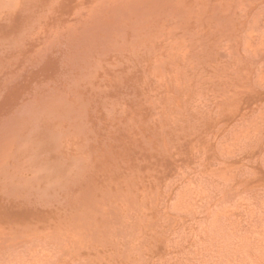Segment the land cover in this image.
Returning a JSON list of instances; mask_svg holds the SVG:
<instances>
[{
  "label": "bare ground",
  "instance_id": "6f19581e",
  "mask_svg": "<svg viewBox=\"0 0 264 264\" xmlns=\"http://www.w3.org/2000/svg\"><path fill=\"white\" fill-rule=\"evenodd\" d=\"M34 1L0 0V264H264V0Z\"/></svg>",
  "mask_w": 264,
  "mask_h": 264
},
{
  "label": "rangeland",
  "instance_id": "374dc122",
  "mask_svg": "<svg viewBox=\"0 0 264 264\" xmlns=\"http://www.w3.org/2000/svg\"><path fill=\"white\" fill-rule=\"evenodd\" d=\"M174 1V0H173ZM34 0H29V3L28 4H30L26 9L27 10H29V8L30 7H32V6H34ZM14 8V7H13ZM239 8V7H238ZM240 9V8H239ZM8 10V9H7ZM8 11H10V12H12L13 14H15V16L13 17V20H12V25H15V27L14 28H17V27H19V24L21 23V15H22V13L23 12H25V11H22V10H18V9H15V10H12V9H10V10H8ZM20 31V30H19ZM222 42H224V41H222ZM199 94L201 95H203L204 93H201V92H196V94H193V95H191L190 97H186V98H184L186 101L184 102V103H178V104H173L172 105V107H174V109H176V110H180V112H179V114H186V109H187V112L189 111V107L192 105V104H196L198 101H199V98H197V96H199ZM180 99H183V97H181L180 96ZM182 107H183V109H182ZM231 108H234V107H231ZM190 114V113H189ZM234 117H235V115H234ZM236 121H234V122H232V123H235ZM218 126H221L220 125V123H215V125H213V129L215 128V129H218V128H220V127H218ZM218 127V128H217ZM222 129H223V127H222ZM220 132H222V131H220ZM225 134V133H224ZM217 138H218V135H217ZM218 139H220V138H218ZM198 146H200V145H198ZM201 147V146H200ZM203 148H204V146H203ZM205 149V148H204ZM188 152V151H187ZM189 154H193V152L190 150L189 152H188ZM197 153V152H196ZM250 156H253V154H248V157H250ZM196 159H199L200 161H204L205 162V164H204V167H205V169L207 170V168L209 169V168H213V164H212V160L211 159H209V160H207L206 161V159H207V157L206 156H203V154L201 155L200 154V156H198ZM233 160H235V159H232L231 161H233ZM237 160V163H233V162H231L230 161V165H232V167H233V172H230V168H229V170H227V175H228V178H229V183L231 182V179H232V177H240V176H242L243 174L242 173H239V174H236V175H234V171H237V167L238 168H240V166L241 167H243V166H246V165H248L246 162H242V160L241 159H236ZM184 164H186L187 165V167H184ZM237 166V167H236ZM189 172H193L194 173V175L193 176H195V177H198V178H200V179H203V178H205V179H208L209 178V175H210V173L209 172H207V173H205V174H202V173H196V171L193 169V166H192V164H191V161L189 160V157H187V159H185L182 163H180V165L179 166H174V173H172V175L170 176V178H169V180H175L176 182H175V185L173 186L172 185V187H173V191H172V193H169L167 196L168 197H170V198H173V193H174V191L176 190V192H178V188H180V187H182V186H184V185H188V184H190V185H198V186H200L201 184H202V182L201 181H199V182H197V183H195V182H192V179L191 178H189L188 177V175H190V173ZM232 175V176H231ZM210 179V178H209ZM218 182H221V181H219V180H217ZM221 183H223V182H221ZM229 183H227V184H229ZM225 186V189H226V191H227V195H231V194H234V193H236L237 191H239V190H241V189H237V187H238V185L237 186H233V185H231V186H228L227 187V185H224ZM241 186H243V185H241ZM243 191H245V193H248V192H250L251 194L253 193V194H255L256 193V189H250V188H244L243 189ZM239 192H242V190L241 191H239ZM260 194L259 193H256V195H254V196H256L258 199H262L260 196H259ZM235 196H233V198H234ZM232 197L230 196V197H228L227 199H231ZM232 198V199H233ZM173 200V199H172ZM234 200V199H233ZM165 198L164 197H160L159 198V205L161 206V207H164L163 206V204L165 203ZM215 201V200H214ZM211 202V200L209 199V197H208V194H204L203 195V202L204 203H202V208H201V210H199L198 212H196L190 219H191V221H193V223H194V225L195 226H191V229H193V230H191L192 232H194L192 235H191V237L193 238V239H196V235L198 234V232L200 231H198V229L201 227V225L203 224H201V220L202 219H204V218H206V217H208L209 216V212H211V209H213L214 207H215V202ZM226 201H229V203H234L235 201H231V200H226ZM168 210V209H167ZM160 217H162V216H160ZM159 217V219L160 220H162L164 223H165V220L164 219H161ZM159 220V222H160V228L159 229H161V231H160V233L161 234H163V235H165L166 237L164 238V241H165V243H166V239L167 238H170V242L171 243H173L174 241H180L179 243H181V242H183V240L181 239V237H180V239H178L177 237H174L173 238V236L172 235H174V234H181V235H186V232L184 231V226H182V227H178V223H174L173 224V226L171 227L172 229H175V230H177V233H174V234H170L169 233V231H168V227L166 226V224H164L163 222H161ZM151 223H153V222H151ZM154 224V223H153ZM190 224H191V222H190ZM168 225V224H167ZM153 227V231H156L157 229L154 227V226H152ZM145 232V231H144ZM179 232V233H178ZM197 240V242H198V245H199V238H197L196 239ZM195 241V240H194ZM34 242V241H33ZM40 243H42V242H40ZM167 244V243H166ZM184 248V251H186L187 253H190V248H191V246H183ZM146 250H148V248L146 249ZM45 251V250H44ZM44 251H38V253L37 252H35L36 254L33 256V257H38V256H40L41 258H42V256H43V252ZM144 252V254H145V251H143ZM162 254V253H161ZM146 255V254H145ZM37 259H39L40 260V258H37ZM66 260H68V261H65L64 263H62V264H68L69 263V258L68 259H66ZM44 261V260H43ZM222 261V260H221ZM152 263V262H151ZM222 264H228L225 260H223V262H221ZM41 264V263H40ZM156 264V263H155Z\"/></svg>",
  "mask_w": 264,
  "mask_h": 264
}]
</instances>
